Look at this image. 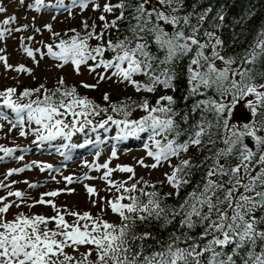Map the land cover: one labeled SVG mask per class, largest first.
Returning <instances> with one entry per match:
<instances>
[{"label":"snow or ice","instance_id":"snow-or-ice-1","mask_svg":"<svg viewBox=\"0 0 264 264\" xmlns=\"http://www.w3.org/2000/svg\"><path fill=\"white\" fill-rule=\"evenodd\" d=\"M90 5L93 11H101L99 31L94 20H84L80 29L70 28L63 35L46 25L57 42L46 44V52L24 46L27 56L35 60L39 52L41 58L59 61V68L71 63L77 74L81 66L87 67L96 74L97 83L82 82L85 89H95L99 82L115 78L136 93L149 94L158 89L174 92L177 65L187 60L184 100L194 102L182 113L173 95H161L155 103L147 96L139 101L127 97L113 102L110 94L104 93V106L82 95L63 77L53 88L41 83L19 93L15 87L0 90V121L10 125L9 132L19 128L21 137L31 133L37 146L57 138L71 141L89 126L92 131H108L106 126L111 124L118 129L115 139L147 133L144 148L153 163L139 159V166L157 169L167 164L170 169L164 180L151 182L137 178L135 165L110 167L111 159L103 164L93 162L87 166L103 170L101 176H65L64 189L43 192L38 199L25 191L8 190L17 181H0V189L6 190V195L0 196V264H264V29L241 53L225 55L224 41L217 31L204 28L211 8L197 14L184 12V0H105L102 6L96 0H72V6L82 11ZM58 6L70 11L63 0H58ZM28 7L39 12L47 5L45 0H34ZM6 11L0 3V14ZM107 14L114 18L109 20ZM218 18L224 20L222 14ZM15 20L11 16L2 21L0 38L10 32L4 25ZM122 22L126 23L124 34L113 39L112 32L120 33ZM27 28L24 25L15 31ZM0 62L6 70L32 74L24 64H9L6 56L0 55ZM238 106L246 107L248 121H233ZM137 109L144 114L130 118ZM197 113L199 118L190 123ZM102 116L106 118L94 124L95 117ZM3 128L4 123H0V130ZM71 147L70 143L62 145L64 149ZM191 148L197 152L206 149L207 154L197 162L188 155ZM26 150L0 144V161ZM111 158H118L115 149ZM33 165L42 172L53 168L33 161L9 169L5 179ZM201 169L200 180L193 184V176ZM115 172L127 173V179L113 180ZM93 179L105 182L106 191L112 193L102 197L94 185H84L89 198L95 197L91 199L93 206L101 204L98 214L56 203L55 198L62 193L75 192L67 185ZM23 183L30 189L42 186L27 180ZM165 183L173 191L162 193L158 185ZM189 185L191 191L180 199L181 191ZM170 198L178 203L169 204ZM13 205L17 209L22 205L29 209L50 206L54 214L20 211L8 219ZM108 210L119 222L104 218ZM153 223L161 228L176 224V228L166 239L137 230L138 225ZM82 246L86 251H79Z\"/></svg>","mask_w":264,"mask_h":264},{"label":"rangeland","instance_id":"rangeland-1","mask_svg":"<svg viewBox=\"0 0 264 264\" xmlns=\"http://www.w3.org/2000/svg\"><path fill=\"white\" fill-rule=\"evenodd\" d=\"M64 1V5H67L70 11L59 7L58 0H45L47 7L42 8L39 12L34 7H28V5L34 4V0H23V2L21 0H0V3L7 9L5 13L0 14V24H2L3 20L11 16L16 17L15 21L9 25H4L10 32H6L4 37L0 38V55L6 56L8 63L14 67L24 64L26 67L32 69L31 75L17 73L15 70H6L4 64L0 62V90L15 87L18 91H21L25 87L41 83L52 86L56 84L60 77H63L66 82L76 84L77 87H81L82 82L89 84L97 83L96 74L90 73L85 66H81L80 72L77 74L71 63L65 65L63 68H59L56 65L60 62L53 58L48 56L41 58L40 53L36 52V59L34 60L28 57L23 50L24 46H27L33 48L34 51L39 49L40 51L46 52V48L44 47L46 44L57 42L53 39L51 32L45 27L46 25H51L53 31L60 32L63 35L73 25L81 24L85 18H89L91 20L90 23L93 20L95 23L99 22L101 11H93L91 5L87 10L82 11L80 8L72 6V0L66 1V4ZM96 2L102 6L105 0H96ZM116 2L117 0H112V3ZM109 15L111 14H107V16ZM24 25H28L26 30L15 31V29L22 28ZM35 28H39L40 31L36 32L34 30ZM29 37H32V39ZM91 42L96 43V41ZM97 71H103V69H98ZM106 86L111 93L116 95L136 93L131 86L119 83L115 78L99 82L96 89H103ZM249 118L250 114L246 107L238 106L235 110L233 121L239 124L248 121ZM0 123H4L3 130H0V144L8 147L19 145L22 149H27L26 151H17L13 157L0 161V181L8 184H11L12 181H17L8 190L25 191L31 197L38 199L43 192L64 189L66 187V181H64L63 177L65 176L71 175L76 178L83 177L86 173L92 177L101 176L103 170L94 171L87 165L93 162L103 164L109 159H111L110 167H115L118 164L135 165L137 178L144 177L145 180L165 179L164 170L167 164L157 169L144 168L137 164L139 159H144L146 164L153 163L152 159L147 157L144 148L147 142V133L140 134L136 137L115 139L118 129L114 125L109 124L106 126L109 129L108 131H105V129L92 131L89 126L85 128L83 133H76L71 141L57 138L54 141L44 142L42 145L37 146V144L33 143L35 137L31 133L27 137H21L19 136V128L9 132L10 125L6 121H0ZM69 143L72 145L71 148H62V145ZM46 146L52 148L45 149ZM113 149L117 152L118 158H111ZM61 152H64V155H61ZM97 152L100 153L99 156H97ZM75 153L77 155H73ZM21 155L24 156V159H17ZM33 161H36L37 164H51L53 168L42 172L38 166L33 165L30 170H25L23 173L14 174L5 179L9 169L24 167L25 165L32 164ZM52 176H55L56 180H52ZM127 176V173L115 172L113 173L112 179L124 180L127 179ZM25 180L31 183H39L42 186L36 189H30L27 184L23 183ZM85 184L94 185L102 197H110L112 195V193L106 191V184L100 179L81 180L80 182L67 185L68 188L75 189V192L62 193L59 197L55 198L56 203L60 206H67L69 209L90 211L93 215L98 214L101 209V204L98 203L95 207L93 206L91 199H95V197L89 198L84 187ZM4 195H6V190L0 189V196ZM9 199L15 200L16 198L10 197ZM20 211L29 215L45 214L51 216L54 214L50 206L37 205L35 208L29 209L22 205L21 208L17 209L13 205L7 218L12 219L14 214ZM104 218L112 222L119 220L118 216L114 215L110 210L104 213ZM69 219L71 218L69 217ZM66 251L72 253V249H67ZM79 251L84 252L86 248L82 246Z\"/></svg>","mask_w":264,"mask_h":264},{"label":"trees","instance_id":"trees-1","mask_svg":"<svg viewBox=\"0 0 264 264\" xmlns=\"http://www.w3.org/2000/svg\"><path fill=\"white\" fill-rule=\"evenodd\" d=\"M184 12L185 13H201L204 10L211 8L212 11L208 13L207 20L204 22V28L208 30H216L217 34L221 37L224 41V49L223 54L225 55H234L237 53H241L244 49L248 48V46L254 42V39L257 35V32L261 29H264V0H184ZM119 13L117 12L116 15ZM224 16V20L221 22L219 20V15ZM114 16L111 14L108 16V19H113ZM84 20H88L90 23L89 18H85ZM83 20V21H84ZM99 22L95 23L97 25V31L102 26V22L100 19ZM193 22H195V17L193 18ZM219 24L220 27L218 29L214 28L215 25ZM126 27V23H121V32L116 33L115 31L112 32V38L115 39L117 35H123V29ZM71 28H81V24L73 25ZM70 29V28H69ZM95 44V42H91ZM187 60L181 61L177 65L178 69V79L176 81V90L173 92L171 89L167 91L163 89H158L155 94L149 93H135V94H123V95H116L109 91L108 87L106 86L103 89H85L83 87H77L78 91L82 95H87L90 98L94 99L97 103L106 106V102L102 99L104 93L110 94V99L113 102L122 101L127 97H132L133 100H141L143 97L147 96V98L152 102L155 103L156 99L165 94L173 95L176 100L177 104L176 107L181 110L183 113L186 110H190L191 104L194 102L192 99L187 101L184 100L186 95V89L188 87L187 80L185 78V66ZM138 79H143V77H138ZM68 85H76L72 82H66ZM40 84H33L30 87L25 88H35ZM46 85V84H45ZM48 88H53L56 84L49 86L46 85ZM24 89V88H23ZM22 89V90H23ZM84 89V90H83ZM21 90V91H22ZM20 91H18L19 93ZM144 113L141 110L137 109L132 112V116L130 118L138 119ZM102 118L106 117H95L94 124L100 121ZM116 118H120L116 116ZM199 118L198 113L194 114L190 120V123H194ZM183 139V138H182ZM207 154V150L202 152H197L196 148H191L188 155L192 156L195 161H200L204 155ZM172 163H176V160H173ZM170 169L166 166L164 173L169 172ZM203 169L196 171L195 175L193 176V184L200 180L201 174ZM147 180V179H146ZM163 179H150L148 181L157 182ZM159 190L162 193L173 191V189L168 186L166 183L164 185H158ZM192 185H189L187 188L181 191L180 199H182L188 191H191ZM169 204L178 203L176 198H170L167 201ZM260 213H257L259 215ZM116 222H119L117 220ZM176 228V224L169 225L167 228H161L158 223H153L151 225L144 224L138 225V231L148 230L153 232L158 238L166 239L168 234L174 231ZM197 232L200 229L196 230ZM148 243H152V241H148ZM94 258V254H93Z\"/></svg>","mask_w":264,"mask_h":264}]
</instances>
